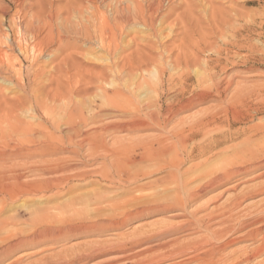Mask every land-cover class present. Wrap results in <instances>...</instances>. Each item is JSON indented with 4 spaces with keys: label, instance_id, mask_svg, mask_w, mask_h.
<instances>
[{
    "label": "rangeland",
    "instance_id": "1",
    "mask_svg": "<svg viewBox=\"0 0 264 264\" xmlns=\"http://www.w3.org/2000/svg\"><path fill=\"white\" fill-rule=\"evenodd\" d=\"M103 1L0 0V34L8 35L25 75V90L0 78V93L7 100L28 102L29 95L45 99L49 89L66 92L74 84L89 87L87 94L70 95L63 103L46 101L53 110L50 118L20 107L14 110L11 123L0 127V195L7 188L18 194L13 202L0 200V251H6L0 264H46L49 258L81 254L92 255L87 264H264V0H188L201 21L203 39L194 38L200 41L202 52L186 71L169 66L165 53L163 67L167 76L190 78L185 98L204 92L205 100L177 113L166 130L109 133L103 148L62 145L58 137L66 133L69 112L87 126L84 131L89 130L105 91L121 87L124 92L136 91L139 104L155 101L153 87L162 76L152 63L133 74L116 75L108 67L121 56L147 60V55H153L150 46L155 51L152 57L159 59L161 47L167 52L182 38L178 26L154 34L136 27L115 32L118 48L108 51L100 46L96 32L82 29L84 22L75 10L81 9L88 18L95 9L109 15L117 0ZM132 1L136 0H118V4ZM180 6L169 22L184 11L185 4ZM39 11L44 14L40 21L51 19L53 27L36 31L43 53L33 69L31 61L37 53L31 31L40 21L31 19ZM18 43L26 48L25 53H20ZM209 67L219 79L199 87V76L205 77ZM235 93L243 94L240 101L234 100ZM79 106L84 108L83 118ZM206 118L212 127L187 145L212 149L187 160L181 166L186 174L181 180L167 176L154 160L132 162L145 152L137 147L138 142L161 138L165 131L188 128ZM120 119L113 120H124ZM4 129L11 135L2 140ZM114 163L123 165L135 180L124 185L109 181L106 176L114 175ZM55 178L71 179L64 188L38 194L37 188L43 189ZM182 179L187 190L178 186ZM215 180L219 181L212 185ZM81 227L87 230L78 232ZM42 228H60L65 233L53 231L34 238V231ZM18 241L22 242L17 248L11 247Z\"/></svg>",
    "mask_w": 264,
    "mask_h": 264
},
{
    "label": "bare ground",
    "instance_id": "2",
    "mask_svg": "<svg viewBox=\"0 0 264 264\" xmlns=\"http://www.w3.org/2000/svg\"><path fill=\"white\" fill-rule=\"evenodd\" d=\"M18 1H21V0H18ZM25 2L28 3L29 0H25ZM180 4H185L186 7L184 11L179 13L173 21L169 22L172 15L174 14L175 8L177 7L178 9L181 7ZM110 7L111 8H110L109 15L106 14L105 12H101L98 9H95V11L91 13L90 18L83 17L82 11H80L81 9L79 10L75 9L78 15L82 17V20L84 22L81 25L82 29L85 32H96L97 38L99 39L100 46L102 48L107 49L108 51H114L118 48V45L114 43L115 36H116L115 32H127L128 30H133L136 27L144 28L147 32H153L154 34L156 32H162L166 28L174 30V28L178 26L180 31L183 32L181 33L182 38L179 41L178 46H173V48L167 52H164L165 49L164 48L162 49L161 47V55H160L161 57L159 59H155L154 57H152L153 55H155V51H154V47L150 46L152 49L153 55L152 56L147 55L148 56L147 60H142L141 58L128 59V57L121 56L119 57V61L115 63V65H110V67H108V68H111L110 71H114L116 75H122L126 72L130 74H133L134 72H139L144 68L145 65L146 66L148 65L147 62L152 63L157 68V72L160 73L162 76L161 82L153 87V89H155L157 93V98L155 101L139 104L138 101L140 100L138 99V97H136V93H135L136 91H128V92L125 91L124 92L123 89H121V87L113 88L109 91H105L104 92L105 100L101 105L97 104L96 108L98 109L99 114L97 113V115L92 118L90 122L91 123L90 125L92 128H90L89 130L84 131L83 127H87V126H85L82 121H78L76 119L75 114L69 112L68 119L64 123V125L67 127L66 133L65 135H60L58 137V140L60 141L62 145H64L66 142L68 146H75L79 148L83 147L84 145H88L90 148H103L105 147V143H106L104 141V136L109 133L136 131V130H143L147 128H155V129H158L159 131L166 130L172 118L177 113L181 112L182 110L188 109L189 107L194 105L195 102L198 103L200 101L205 100V98L201 96L202 93L204 92L197 94L196 96H193L192 98H185V94L187 93L188 87H189L187 85V82L189 81L190 78L184 75L179 76L178 79H176L172 75L167 76L166 69L163 67L164 66L163 60H165L164 59L165 53L168 54L169 61L167 62L169 66H172V68L175 69L176 71H178L179 69L186 71L190 67L191 62H195L197 60V58H195L196 54L199 52H202L200 51L201 44L198 43L200 41L197 42L196 39L194 38L195 35H199V37L203 39V35L201 33L203 32V29L200 25L201 21L199 22L200 19L198 20L197 18H195L193 11H192V6L188 2V0H136V1H132L129 4L122 3V2L118 4V0H117V3L114 4V6H110ZM3 12H6V11H3ZM43 16L44 14H42V12L40 13L39 11V13L33 15V18L31 19V21L32 20L40 21V19H42ZM46 21L47 22L40 21L38 23L37 28L31 31V34L35 40L33 42L32 48L37 53L31 61L33 69L38 63L37 58L40 57L43 53L42 44H41L42 41L38 38L39 32H36V31L39 28H52L53 27V22L51 19H46ZM212 22L213 21H211V23ZM14 24L15 23H13V25L11 26L12 27L15 26ZM212 26H215V25H212ZM215 28L217 27L215 26ZM185 38H187V42H188L187 45H185ZM200 38L199 40H201ZM8 42H9L8 35L2 37V35L0 34V78L2 80H5L6 82L13 84L16 87H19L25 90V86H24L25 85V80H24L25 75H24L23 61L18 56L14 55L12 46L9 45ZM18 46L20 49L19 50L20 53H25L26 48H23L20 43H18ZM190 49L193 50L194 52L191 51ZM137 53H140V52H137ZM206 66H210L209 61L206 62ZM206 73L204 74L206 75ZM102 75H103L102 72L99 73L97 75V79L100 80L101 79L100 76ZM165 76H167L166 79H164ZM218 77H219V74L215 71V69H212L209 67L208 74L202 78H200L199 76V80L197 81V84L199 83L200 86L199 85L198 86L201 87L202 85H204V83H206L205 81H208V84H209L210 81H215L214 79H217ZM219 84L217 85L219 86ZM214 86H216L215 82H214ZM214 86L213 88H216ZM88 89L89 87H85V88L76 87V84L72 85L71 87H66V92L55 91L56 89H49L48 94L46 95L45 99L39 98V97H36L33 99L29 95L28 102H25L20 99H16V102H15L16 104L11 103L9 99L8 100L6 99V96L3 93H0V102L2 100L0 108L3 109L2 111L0 110L1 111L0 112V127H3L2 124L4 123H7V125H9V123H11V120L15 116L14 110L20 107H24L28 110L39 111L40 113H42V116H45L44 118H50V116H52L53 114V110L47 106L46 101H51V102L61 101L63 103L65 102V100L69 98L70 95L87 94ZM202 89H205V88H202ZM218 90H220V88ZM160 91L162 92L163 95L159 94ZM171 94L173 95L171 96ZM238 94L236 96L234 95L233 98L234 100L240 101L241 100L240 97H242L241 95L243 94H240V95ZM246 94H249L248 97H250L251 93L247 92ZM77 111L79 112L78 114L81 118L85 117L84 108H82V106L77 107ZM103 111H105V113L102 114L101 112ZM120 118L121 119L123 118L124 120H121ZM113 119H120L121 121H117ZM211 120L215 121L213 118H211ZM211 125L212 124H211L210 118L201 119L197 122H194L193 124L188 126V128L182 126V123H181L182 128L172 130L173 132L170 130L165 131L164 136L162 135L163 137L161 138L159 137L153 140H148L147 142H138L137 147H142L143 150H145V152H141L139 154V156L137 157L139 160H136L137 158L135 160L134 159H131V160L132 162L133 161L138 162V161L145 160V159H149L151 161L154 160L156 163L159 164L158 165L159 167H162L169 173L167 176L171 175L173 178H175V180H181L180 178H183L184 175H186L185 173L181 171V166L184 163H186L187 160L192 159L195 156H202L203 154H205L206 152L212 149L211 147H205L201 145L199 146L200 148H195V146L194 147L191 146L189 148V146L187 145L190 141L194 142L195 139L200 134L204 135V132H206L204 130H208L210 127H212ZM205 128H208V129H205ZM1 134H2V140L8 139L11 135V134H8V132L5 129L1 132ZM142 144L143 146H141ZM215 144L217 145L218 142H216ZM195 149L196 150L199 149V150L196 151ZM178 154H182V157L177 158ZM90 155L93 156L95 154H90ZM125 164L127 163H124V165ZM111 168L112 170L115 171V173L112 171L114 175L109 174L108 176H106V178L112 183H117L118 185L119 184L124 185L126 182L130 183L133 180H135V178H133L132 175L126 174V169L123 165L114 163V164H111ZM74 177H77V176H74ZM137 177L139 176L137 175ZM81 178L86 179L87 177H84V175H82ZM70 179H67V178L66 179L55 178L52 180L50 179L49 181L46 182L43 189L37 188L38 194L41 195L43 192H45L44 190L53 191L55 189L59 190L62 187L64 188V186L70 181ZM217 182L215 180L211 184L214 185ZM178 186L180 187V189H182V191L187 190L188 188L187 182L184 179H182V183L178 184ZM7 190L3 191L5 194L2 197L0 195V200L2 199V201L4 202H6L7 200H10L13 202L18 197V194L12 192L10 188H7ZM28 192L29 190H26V193ZM202 225H200V227ZM212 229H210V232ZM215 229L216 228H214V230ZM80 230L85 231L87 229L81 227L79 228L78 232ZM207 230H209V227L207 228ZM53 231H54V234L56 235L57 234L62 235L65 233L60 228L53 229V230H49V229L46 230V228H42L41 230L34 231V234L36 235V236L34 235V238L41 237L42 235L46 236L47 234L50 235V233L52 234ZM69 231H73V230L70 229ZM74 232H76V230ZM218 233H221V232H218ZM211 235L212 233H210V236ZM20 242L18 241L16 243H12L11 247L17 248V246L20 245ZM211 247H212L211 249H213L214 245ZM5 253H6L5 250H1L0 257L5 255ZM91 256L92 255L89 256L86 254H81L76 257L74 256V258H65V259L59 258L56 260H52L49 258L48 260H45V261H46V264H87L92 259Z\"/></svg>",
    "mask_w": 264,
    "mask_h": 264
}]
</instances>
